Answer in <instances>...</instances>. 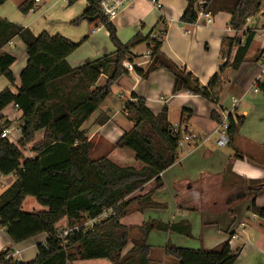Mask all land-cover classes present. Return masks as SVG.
<instances>
[{"label":"trees","instance_id":"obj_1","mask_svg":"<svg viewBox=\"0 0 264 264\" xmlns=\"http://www.w3.org/2000/svg\"><path fill=\"white\" fill-rule=\"evenodd\" d=\"M5 1L0 0V5ZM184 1L180 22L195 23L199 10L212 14L226 11L230 15L229 28L235 33L244 28L247 19L264 10V0ZM85 2L82 13L70 24L78 25L97 16L95 21L106 29L114 49L112 53L88 60L76 68L70 67L66 57L79 43L59 34L41 32L34 35L21 25L0 19V76L11 87L15 79L10 67L15 58L2 49L13 37H18L24 43L26 53V63L20 71L15 91L9 87L0 91V112L8 105L16 106L21 122L20 138L16 143L0 136V175L15 174L14 181L0 193V227L4 228L13 244L38 235L46 237L44 242L36 245V255L31 261L5 259V251H1L0 264H73L77 260L96 259H106L112 264H150L151 247L146 241L150 226L125 227L121 220L132 204L139 211L153 204L152 192L162 186L159 175L177 158L180 135L172 132V126L167 121V106L162 105L154 113L145 99L135 94L123 103L122 111L133 125L123 132L115 147L129 149L135 161L141 164L140 168L118 165L106 155L90 159L92 144L82 126L110 94L117 79L127 73L123 63L131 60L132 50L138 44L145 42L146 48L151 49V62L144 70L134 67L136 74L145 78L150 72L164 68L173 78L172 95L189 92L212 101L221 73L228 67H239L253 37V29H247L242 43H239L237 34L222 39L226 45L222 54H226L228 60L203 86L193 74L160 56L161 35L150 38L151 33H136L127 42H121L111 21L101 14L97 1ZM32 5L33 0H25L18 9L26 14ZM102 74L106 75V79L101 86H97ZM259 89L264 94V86L260 85ZM190 115V111L182 110L180 128ZM210 116L220 122L215 112H211ZM107 119L108 116L100 114L95 123L102 125ZM242 122V118L234 120L228 116V144L232 143ZM6 126L0 116V133ZM38 131L43 132L41 140L32 143V156H25L24 149ZM151 180L155 185L152 190L142 196L130 197ZM29 196L45 209L22 211V202ZM109 208L113 215L91 229L72 233L64 239L57 237L56 224L62 218H67L69 227H72ZM250 211L264 219V209L256 207L254 202ZM155 227L191 237L187 221L157 222ZM131 229L138 231L132 238L129 237ZM128 241L131 247L122 254ZM163 251L177 264H235L238 255V249H233L228 240L215 249H190L167 242Z\"/></svg>","mask_w":264,"mask_h":264},{"label":"crops","instance_id":"obj_2","mask_svg":"<svg viewBox=\"0 0 264 264\" xmlns=\"http://www.w3.org/2000/svg\"><path fill=\"white\" fill-rule=\"evenodd\" d=\"M24 1L6 0L0 5V19L21 25L23 28L29 29L34 35L46 32L49 35L59 34L70 41L79 38L78 42L72 41L79 43V46L85 42L86 38H89L88 34L85 35L90 29L89 22L94 24L90 31L92 35H95L102 28L101 25H97L95 19L83 21L87 22L88 28H82L79 32H74L69 27L70 22L79 16L86 7L85 0H82L78 8L74 5L71 6L75 0L67 2L68 8H64V6L59 12H50L49 18H46V14L54 7L55 2L46 1L45 3V1L40 0L39 16L35 13L20 12L18 6ZM159 2L162 5L161 12L157 11L148 0H135L125 7L114 19L110 20L115 27L117 38L121 42H127L136 33L161 35L160 56L193 74L203 86H206L211 76L217 73L224 62L228 60L225 57L226 54H222L226 50V45L222 43V39L237 34L239 43H242L244 32L247 29H253V37L239 67L236 69L228 67L221 73V80L214 89L212 101L189 92L172 95L173 78L164 68L150 72L145 78L136 74L135 71L127 72L112 85L110 93L113 92L114 87L118 88L121 92L119 95L125 94L127 97L124 102L130 99L131 94H135L145 99L147 105L150 106L148 108L154 113H157L162 105H166L167 121L170 125V109L172 107L177 110V122L174 123V126L179 123L182 110L190 111L191 115L183 128L202 137L210 136L208 140H202L199 143L189 142L183 148L178 149L174 163L159 175L162 186L152 192L153 204L145 207L142 211L137 210V206H135V209L126 213L121 223L126 227L148 224L150 226L148 234L160 235L159 243L147 242L151 247L150 264H177L175 259L164 254L163 248L167 242L171 243L172 238L174 239L172 244L180 246L178 242H183L182 238L186 237L170 230L157 229L155 227L157 222L187 221L192 230L198 229L201 232L206 228H213L214 225H218L216 214H225L224 221L218 227L220 232L219 245L228 240L233 249H238V258L245 244L237 246L233 236L242 238L246 234L247 236L253 235L252 228L257 230V238H255L257 244L249 243L248 245H252V248L264 256V219L250 211L252 202L256 207L264 209V94L262 92L253 93L248 90L258 73V64L264 51V15L262 14L264 10L261 11L256 22L259 29L257 26H248L247 23L239 33H235L229 28L230 15L226 11H220L216 14L204 11L211 17L209 24H206L203 18L197 19L193 24H186L179 20L185 7L184 0H159ZM80 10L82 11L80 12ZM256 33H259L261 41L251 50ZM102 37L106 42L108 32L105 28ZM105 47L103 52L109 49L107 42ZM76 50L77 48L66 57L71 68L80 66L78 65L79 61L75 60L76 58L70 61ZM2 51L15 58L10 67L15 82L14 86L11 87L9 82L0 76V91L7 87L15 91V87L19 84L20 71L26 63L25 45L18 37H13L3 47ZM99 52L98 49L90 51L91 56H98L96 59L101 57V55H97ZM132 53L131 60L126 61L144 70L148 58L143 54L135 53L134 50ZM106 54L109 53L106 52ZM233 54L234 50L229 57L230 61ZM92 58L95 59L94 57H83L81 60H93ZM100 79L105 81L106 75L102 74L98 81ZM125 79L129 80L130 83ZM225 92L227 94H223ZM166 93H169L168 97L165 95ZM247 94H251L248 96L249 100L240 107L244 100L243 97ZM235 100L238 102L235 107H231V103ZM150 102L157 103L158 108L152 109ZM169 102H173L174 105H170ZM123 103L120 106L121 111ZM100 107L82 126L87 140L92 144L90 153L96 149L99 154L102 152L116 164L124 158L134 159L132 152H128L125 148L115 147L116 141L123 132L132 127L133 122L126 115L129 119V126L126 129L119 127L114 122V114L108 108L107 113L105 112L106 109L104 111ZM211 112H215L220 120L224 113H229L234 120L243 119L231 144L223 147H218L215 144L216 135L213 132L218 122L211 118ZM100 114L108 116L102 125L95 123V119ZM0 116L1 122H6V127L11 130L9 141L16 143L20 138V131L18 130L21 125L19 121L20 111L16 106L8 105L0 112ZM30 146L31 144L27 145L28 151L24 153L25 156H32ZM225 147L227 148L225 149ZM134 167L140 168L141 164ZM14 179V173L6 176L0 175V193ZM154 186V182L151 180L140 190L132 193L130 197L142 196L152 190ZM37 205L38 208L30 203L31 211L27 212L45 209L38 203ZM205 211L209 214L208 219L197 215ZM246 213H250L251 217L246 216ZM127 217L130 218V221L124 222ZM61 220L63 221V218ZM60 221L56 224L57 230L69 227L70 223L67 219L63 222ZM59 224L63 226L57 227ZM45 238L44 235H38L20 244H13L6 235L4 228L0 227V252L5 248H16L19 250V261L28 262L36 255V245L39 242H44ZM218 244L215 247L219 246ZM129 248L127 243L123 251L126 252ZM98 260L108 261L106 259ZM80 261H74L73 264H78ZM106 264H112V262L108 261Z\"/></svg>","mask_w":264,"mask_h":264},{"label":"rangeland","instance_id":"obj_3","mask_svg":"<svg viewBox=\"0 0 264 264\" xmlns=\"http://www.w3.org/2000/svg\"><path fill=\"white\" fill-rule=\"evenodd\" d=\"M41 1H45V3H46V1L55 2L54 7L46 14L47 15L46 18H49L50 12H59L60 10L63 9L64 6H65L64 8H68L67 7V2H64V1H61V0H41ZM81 2H82V0H75L74 3L71 6L74 5V6H76L78 8L80 6ZM81 11L82 10H80V12ZM35 15H39L40 16V10H37L35 12ZM258 19H259V14L257 16H255V17L247 19L245 25L248 23V26L255 27V26H257L256 22L258 21ZM212 20H213V16H212ZM84 21H86V20H84ZM82 22L83 21H81L78 25L70 24L69 27L74 32H79V30L80 29L82 30V28L87 29L88 28L87 27V22H83V23H85L83 26H82V24H83ZM88 24H90L89 25L90 29L87 30V33H85V35L88 34L89 38H86L85 42L84 43L82 42V44L77 47V50L75 51L73 57H71V59H70V61H72L73 58H76L75 60L79 61L78 65H81V64L85 63L86 61H88V60H85V61L81 60V58H83V57H94L95 59H96V57H98V56H91L90 51H94V50L98 49V50H100V52L97 55H101L102 56V55H105L106 52L110 53L113 50L111 42H109V39L106 38L107 47L109 49L107 48L108 50L106 52H103V50L106 49V47H105L106 46V42H105V40L102 37V35L104 34V27L101 26L102 28L100 30H98L95 35H92L90 33V31L93 28L94 24H93V22H89ZM97 25H100V24H97ZM257 28L259 29L258 26H257ZM72 37L75 38V36H72ZM156 37H158V35ZM75 39H77V40H73L72 39V41H74V42H78L79 41V38H75ZM95 40L98 42V44H97V42H94ZM260 41H261V38L259 37V33H256V36H255L254 41L252 43L251 50ZM145 47H146L145 46V42H143V43H140L137 46H135V49H133V50H134L135 53H139L140 55L143 54L145 56V54L143 52V51H145L144 50ZM146 57H145V60H146ZM125 62H128V61H125ZM109 70H111V67H110ZM123 78H125V77H123ZM125 80H127V79H125ZM127 81L130 83L129 80H127ZM103 83H104L103 79H100L98 81V83H97V86H101ZM120 93L121 92L119 91V89L114 87L113 88V92L110 93L105 98V100L102 103L103 105L101 104L102 106L100 108H102L104 111L106 109L105 112H107V108H108L114 114V122L117 123L119 125V127H122L124 129H126L129 126V119L127 118L126 114L123 111L120 110V106H121V104L124 102V100L127 97L125 96V94H123V96H120L119 95ZM223 94H227V92H225ZM251 94H247V95H245V97H243L244 100L241 102L240 107H242L244 104H246V102L249 100L248 96L251 95ZM165 95L168 97L169 93H166ZM152 99H156V98H152ZM237 102H238V100H235L233 103H231V107H235ZM169 103H170V105H174L173 102H169ZM146 105H147V103H146ZM150 105H151L152 109H157L158 108V104L157 103L150 102ZM147 106H149V105H147ZM173 108H175V107H172L170 109V120H171L170 123H171L172 126H174V123L177 122V120H176V118H177V110L173 109ZM109 126H112V125H109ZM175 128L177 129L179 135L183 134V133H191V134H195L198 137V139H200V137H202V136H199L196 133H193V132L185 130L183 128V126H181V128H180L179 127V123L177 124V126H175ZM205 137H207V136H203V138H205ZM41 138H42V132L38 131L36 133L35 137H34V140L30 144L32 145V143L38 142ZM189 142L195 143L194 140L193 141H189ZM189 142H187V143H189ZM186 144H184L180 148H183ZM226 148L227 147H225V149ZM126 150L128 152H131L129 149H126ZM27 151H28V149L26 147V149H24V153L25 152L27 153ZM97 151L98 150L95 149V150H93L90 153V155H89L90 159H95L97 157L99 158V157L104 155L102 152L99 154L98 153L99 151L98 152ZM109 157H110V155H109ZM118 165H121V166H136V165H138L139 166L140 163L136 162L134 159L130 160L128 158H124L118 163ZM30 203H32L37 208L39 207L37 205V203L35 202L34 198L27 197L22 203L21 210L24 211V212L31 211ZM132 209H135V204H132L130 206L129 210H132ZM197 215L203 216L205 219H208V217H209V214L206 213V211L204 213H201V214L198 213ZM197 215H195V216H197ZM246 216L251 217V214L250 213H248V214L246 213ZM215 217L218 219V222H217L218 225L217 226L214 225L213 228L209 227V228H206L204 231H201V232H199L198 229H194L195 230L194 231L191 228V233H192L191 237H183L182 238L183 242H178V243H180L179 247L190 248V249H215V248H218L219 246L215 247V245L218 244L219 237H220L219 236L220 232L218 231V227L224 221L225 214L224 215L216 214ZM66 219L67 218H63V221L66 220ZM86 220H88V219H86ZM86 220L81 221L80 223H83ZM63 221L61 220L60 222H63ZM129 221H130L129 217H127L126 220H124V222H129ZM63 224L65 225V223H63ZM61 225L62 224H59L57 227H60ZM251 232H253V235H250L251 237L247 236V234L242 236V238L240 236L239 237H237V236L233 237L235 239L234 242L237 243V246H241L242 244H245V246L243 247L242 251L240 252L241 254L238 256L237 261H236L235 264H264V256L260 252H258L255 248H252L253 247L252 245L251 246L248 245L249 243H253V244L256 243L255 242V238H257V236H256L257 235V230L251 228ZM137 234H138V231L136 229L129 230V237L130 238L136 236ZM159 236L160 235H158L156 233L148 234L146 241L148 243H152V244L159 243V240H160ZM172 241H174L173 238L171 239V243H172ZM128 245H129V247H131L130 241H128ZM128 250H126V252ZM122 254H125V251H123ZM169 259L172 262H175L173 259H171V258H169ZM106 262H108V261H104V260L102 261V260H98V259H96V260H81L78 264H106Z\"/></svg>","mask_w":264,"mask_h":264},{"label":"built area","instance_id":"obj_4","mask_svg":"<svg viewBox=\"0 0 264 264\" xmlns=\"http://www.w3.org/2000/svg\"><path fill=\"white\" fill-rule=\"evenodd\" d=\"M62 1L69 2L72 0H62ZM96 1L98 3L101 14L105 18H107L108 20H112L125 7H127L129 4H131L135 0H96ZM148 1L150 4H152V6L157 11L161 12L162 5L159 2V0H148ZM39 3H40V0H33V5L29 9L28 12L29 13H35L37 10H39ZM199 18H203L205 20L206 24L211 23L210 15L208 13L202 11V10H199L196 13V20ZM154 37H155V35H152V34L150 35V38H154ZM144 54L148 58V63H147V65H148L151 62V49L146 48L144 51ZM258 66H259L258 73L256 74L255 78L253 79V81L251 82V84L248 88V90L250 92H253V93L261 92L259 89V86L260 85L264 86V51L261 55L260 62L258 64ZM134 67H136V65L132 64L131 62H124L123 63V68L125 70H127V72H132ZM229 115H230L229 113H224V115L222 116V119L220 120V122H218V125L216 126V128L213 132L216 135L215 144L218 147H223V146H226L228 144L227 129H228V116ZM18 130L20 131V128H18ZM10 132H11L10 128L4 127L0 133V136L2 138H8L9 139ZM172 132L175 133L176 135L178 134V131L175 128V126L172 127ZM209 137L210 136L207 135V137H205V138L200 137V139H198V137L195 134L183 133V134H180V138L178 140V147L180 148L184 144H186L187 142L193 141V140L195 142L199 143L202 140H208ZM111 215H113V211L111 210V208L107 209V210H103L99 215H97L93 218H88V220H86L83 223H78L72 227H67V228L57 230V237L64 239L65 237L69 236L72 233L84 231L86 229H91L92 227H94L95 224H97L98 222H100L101 220H103L105 218H108ZM3 251H5V259L19 261V259H18L19 250L18 249L12 248V249L7 250V248H5Z\"/></svg>","mask_w":264,"mask_h":264},{"label":"water","instance_id":"obj_5","mask_svg":"<svg viewBox=\"0 0 264 264\" xmlns=\"http://www.w3.org/2000/svg\"><path fill=\"white\" fill-rule=\"evenodd\" d=\"M262 14L264 15V12H262ZM94 19H97V16L90 18V20H94Z\"/></svg>","mask_w":264,"mask_h":264}]
</instances>
